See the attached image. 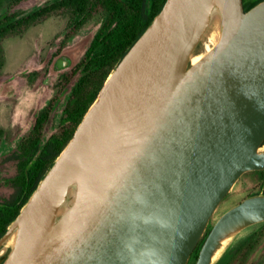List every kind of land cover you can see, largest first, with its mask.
I'll return each mask as SVG.
<instances>
[{
	"label": "water",
	"instance_id": "water-1",
	"mask_svg": "<svg viewBox=\"0 0 264 264\" xmlns=\"http://www.w3.org/2000/svg\"><path fill=\"white\" fill-rule=\"evenodd\" d=\"M211 9L221 39L192 64ZM263 143L264 0H166L0 238L16 224L3 264H188L237 181L264 171ZM261 222L264 195L246 198L195 264Z\"/></svg>",
	"mask_w": 264,
	"mask_h": 264
},
{
	"label": "rangeland",
	"instance_id": "rangeland-1",
	"mask_svg": "<svg viewBox=\"0 0 264 264\" xmlns=\"http://www.w3.org/2000/svg\"><path fill=\"white\" fill-rule=\"evenodd\" d=\"M53 1L20 0L3 5L0 13L10 10L27 14ZM103 21L104 16L96 13L79 30L70 32L69 16L59 12L0 41V202L16 191L13 178L18 162L7 158L23 145L36 117L50 103L54 107L44 125L42 140L63 131L64 110L73 87L83 76L75 68ZM206 52L199 45L193 56H205ZM259 152L264 153V143ZM263 193L264 171L244 174L219 205L208 228L212 229L225 212L246 198ZM10 251L5 248L0 252V264ZM197 259L198 254H192L188 264H195ZM215 264H264V222L235 234Z\"/></svg>",
	"mask_w": 264,
	"mask_h": 264
},
{
	"label": "trees",
	"instance_id": "trees-1",
	"mask_svg": "<svg viewBox=\"0 0 264 264\" xmlns=\"http://www.w3.org/2000/svg\"><path fill=\"white\" fill-rule=\"evenodd\" d=\"M19 1L0 0V7ZM261 1L263 0H243L245 12ZM165 2L166 0H54L27 14L13 13L10 10L0 13V41L59 12H65L69 16L70 32L79 30L96 13L104 16L102 26L75 68V72H80L83 76L73 87L64 110L63 131L46 141L42 140L44 125L54 107L50 103L36 117L33 129L23 145L7 158L18 162V171L13 178L16 185L14 195L0 202V238L66 148L109 75L151 25ZM1 66L0 61V69ZM210 231L211 228H208L195 249L194 256L199 254Z\"/></svg>",
	"mask_w": 264,
	"mask_h": 264
},
{
	"label": "bare ground",
	"instance_id": "bare-ground-1",
	"mask_svg": "<svg viewBox=\"0 0 264 264\" xmlns=\"http://www.w3.org/2000/svg\"><path fill=\"white\" fill-rule=\"evenodd\" d=\"M222 36V19H221V12L218 9H211L206 20V25H205V31L204 34L200 40L201 48L203 50L207 51L206 53L210 52L220 41ZM203 58L202 55L198 56H192V64L198 63L201 59ZM262 150V149H261ZM75 187H71L69 189L67 198L63 204V206L60 208L58 215H62L65 210L69 207L71 198L75 192ZM16 224L14 223L11 227V233L7 239H5L1 244H0V252H2L5 248H14L17 240V229H15ZM236 233H232L226 238H224L218 250L215 252L213 259H212V264H215L220 257L223 254V251L226 249V247L229 245L231 239L235 236Z\"/></svg>",
	"mask_w": 264,
	"mask_h": 264
},
{
	"label": "crops",
	"instance_id": "crops-1",
	"mask_svg": "<svg viewBox=\"0 0 264 264\" xmlns=\"http://www.w3.org/2000/svg\"><path fill=\"white\" fill-rule=\"evenodd\" d=\"M262 195H264V194H262Z\"/></svg>",
	"mask_w": 264,
	"mask_h": 264
}]
</instances>
